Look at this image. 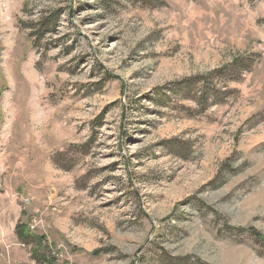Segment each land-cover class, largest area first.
<instances>
[{
	"label": "rangeland",
	"instance_id": "1",
	"mask_svg": "<svg viewBox=\"0 0 264 264\" xmlns=\"http://www.w3.org/2000/svg\"><path fill=\"white\" fill-rule=\"evenodd\" d=\"M4 204L0 264H264V0H0Z\"/></svg>",
	"mask_w": 264,
	"mask_h": 264
},
{
	"label": "trees",
	"instance_id": "2",
	"mask_svg": "<svg viewBox=\"0 0 264 264\" xmlns=\"http://www.w3.org/2000/svg\"><path fill=\"white\" fill-rule=\"evenodd\" d=\"M16 235L22 243L33 244L34 247L31 253L36 260H40L41 255L39 252L42 246L41 237L33 234L30 228L28 227V225L21 223V222H18V224L16 225Z\"/></svg>",
	"mask_w": 264,
	"mask_h": 264
},
{
	"label": "crops",
	"instance_id": "3",
	"mask_svg": "<svg viewBox=\"0 0 264 264\" xmlns=\"http://www.w3.org/2000/svg\"><path fill=\"white\" fill-rule=\"evenodd\" d=\"M0 208H2V210H1L2 212H0V235H2L1 232L3 230V225L6 223V221L11 222V218H10L11 215H8L6 218L4 217L5 212L9 211V204H7V205L4 204L3 206H0ZM18 219H19V217L17 218L15 225H17V223H18ZM15 225H14V230H15Z\"/></svg>",
	"mask_w": 264,
	"mask_h": 264
}]
</instances>
